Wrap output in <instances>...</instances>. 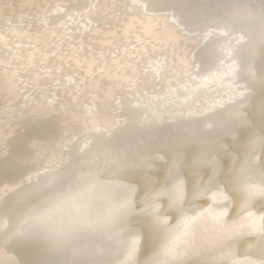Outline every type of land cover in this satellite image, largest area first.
I'll return each mask as SVG.
<instances>
[{"label": "snow or ice", "instance_id": "snow-or-ice-1", "mask_svg": "<svg viewBox=\"0 0 264 264\" xmlns=\"http://www.w3.org/2000/svg\"><path fill=\"white\" fill-rule=\"evenodd\" d=\"M12 7L0 4V44L12 57L2 61L6 65L3 85L9 92L21 72L39 81L41 71H51L43 66L47 60L43 53L41 60L34 54L15 55L8 47L3 33L20 28L7 14ZM47 7L50 11L43 23L55 36L69 7L91 11L101 6L57 3ZM112 7L123 10L128 33L137 34L145 52L149 45L153 52L157 48H170L173 53L177 48L188 49L179 71L191 80L200 77L197 88L219 79L217 64H231L234 53H243L245 62L259 57L258 108L251 91L241 90L230 97L233 103L229 106L218 102L222 110L214 111L217 104H213L204 121L178 125L169 137L174 152L199 143L203 160L215 157L207 191L214 190V199L223 201L235 200L238 195L242 210L248 214L246 222L229 226L217 219L224 236L202 233L204 213L188 215L180 197L176 198L180 219L175 226L159 215L151 222L143 221L144 210L137 212L139 205L110 192L113 185L128 188L135 183L133 169L138 158L145 153L158 154L154 141L133 142L129 130L149 129L156 137L162 130L155 128L154 121L140 123L131 102L122 104L119 113L111 116V125L107 118L100 121L89 111L82 127H61L59 113L68 109L58 96H44V86L37 84L32 87L34 103H17L0 117V154L6 159L15 157L24 165L18 175L9 178L5 172V179L0 180L4 191L0 199V249L6 255L15 254L0 264H220L190 257L225 247L230 236L239 231L255 237L254 246L261 257L244 264H264V0H131ZM256 34L260 37L258 49L253 40ZM94 62L95 58L89 75L96 72L91 67ZM156 63L157 75L169 70L166 62ZM127 67L131 69V63ZM171 70H175V63ZM80 115L74 114L77 119ZM205 124L210 130L207 133ZM41 141L48 145L43 156L47 163L29 167ZM184 162L189 163L186 150ZM257 199L262 205L258 215L251 210Z\"/></svg>", "mask_w": 264, "mask_h": 264}, {"label": "bare ground", "instance_id": "bare-ground-1", "mask_svg": "<svg viewBox=\"0 0 264 264\" xmlns=\"http://www.w3.org/2000/svg\"><path fill=\"white\" fill-rule=\"evenodd\" d=\"M131 0H0V4L13 5L7 9V14L20 28L3 33L6 36L8 47L15 55L34 54L44 60V68L51 70L41 71V80L37 81L33 75L21 72L15 87L11 92L6 91L3 85L6 65L2 61L12 59L7 55V48L0 44V117L15 104L25 105L34 103L32 87L40 84L44 86V96L59 97L68 111H60L61 127H82L83 117L89 111L95 114L100 121L107 118L113 123L111 116L119 113L122 104L131 102V110L137 112L138 120L154 121L155 128L161 129L159 137L154 136L149 129L138 131L129 130V137L135 142L137 139L152 140L158 149L157 153H145L138 158L137 166L133 169V183L128 188L119 184L112 186L110 195L129 200L137 207V212L143 211L142 220L151 222L154 216L159 215L175 226L180 219L175 208L176 198L180 197L188 215L204 213L200 231L222 237L225 233L219 230L217 219L227 221L229 226L242 225L246 222L247 212L241 207L240 197L236 194L235 200L223 201L214 199V190L207 191V177L212 175V160L202 159L199 143H190L186 149L174 152L169 143V137L177 130L178 125L191 126L195 121H204L213 104H217L214 111H221L219 103L225 107L233 101L231 96L239 91L248 89L258 108L260 102V61L257 56L254 62H245L243 53H234L235 60L231 64L218 63L219 79L213 78L209 84L201 85L200 77L191 80L181 73L182 58L188 49H172L144 51L137 34H129L125 24L123 10L113 5H120ZM63 3L73 5H98V9L89 11L86 8L67 9L64 15L63 27H58L56 35L47 28L43 20L48 16V5ZM43 5V7H32ZM107 5V7H103ZM55 14L54 9L51 10ZM60 15H63L61 13ZM51 18V17H49ZM130 22V21H129ZM22 29V30H21ZM257 49L260 37H253ZM233 46L235 44L233 43ZM55 53V55H52ZM96 68L94 75H89L88 69ZM118 61L125 63L119 64ZM165 64L168 71L157 75L158 65ZM131 63L132 68L127 65ZM175 63V70H171ZM98 65V67H97ZM114 69L109 72L108 69ZM231 68V72H229ZM100 69H105L100 71ZM86 78V79H85ZM74 83H69V80ZM59 81V83H57ZM27 86V88H26ZM185 86L188 92H185ZM193 89H196L193 91ZM19 93V94H18ZM27 97L25 99L24 97ZM43 102V97H41ZM219 102V103H218ZM139 103L140 107L136 105ZM80 113L79 119L74 114ZM51 115L55 116V113ZM67 121V123H65ZM122 123V120H121ZM206 124L204 132L207 133ZM3 128H0L2 135ZM11 139V136L9 137ZM48 145L43 141L37 144L33 152L29 167H36L43 160ZM187 151L189 163L184 162V151ZM24 168L15 157L0 154V180L5 179V172L10 178L18 175ZM178 176L173 180L172 177ZM4 198L3 184L0 183V199ZM262 205L257 199L252 211L257 215ZM211 209V212H209ZM215 226V228H214ZM255 237L239 231L230 236L223 248L209 249L202 255H193L190 259L202 262L217 261L220 264H244L249 259L259 260L260 254L254 246ZM15 258V254L0 249V260Z\"/></svg>", "mask_w": 264, "mask_h": 264}]
</instances>
